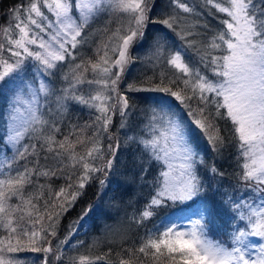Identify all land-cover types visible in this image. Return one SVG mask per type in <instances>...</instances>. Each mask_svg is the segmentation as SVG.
Masks as SVG:
<instances>
[{"label":"snow or ice","instance_id":"1","mask_svg":"<svg viewBox=\"0 0 264 264\" xmlns=\"http://www.w3.org/2000/svg\"><path fill=\"white\" fill-rule=\"evenodd\" d=\"M202 3L206 8L210 6V9L226 14L229 19L219 21L224 28L203 40L201 32L191 30L197 25H185L189 29L187 31L181 28L177 34L183 44L167 53L166 63L183 74L179 79L184 87L178 91L167 87L152 89L180 100L188 109L186 115L191 119L186 120L168 99L161 97L155 101L151 115L141 129L143 134L127 137L141 149V158L134 157L132 161L133 166H139L138 179L143 184L151 183L153 189L144 210L139 217L134 215L132 219L139 224L153 217L156 209L177 204L184 206L180 211L191 212L198 218L191 222L188 230H184L181 217H163L158 226L146 233L135 250L126 249L129 258H121L120 264H131L136 252L151 258L154 264L160 258H166L169 264L177 261L179 264H264V0H202ZM168 7L171 11L160 21L168 28L175 31L174 25L186 21L188 17L181 15L184 13L197 17L198 21L203 20L199 27L204 32L211 30L204 19L205 12L196 5L186 0H171ZM42 8L47 10V14ZM75 8L78 18L72 15L73 0H28L27 4L13 9L15 24L3 29L8 43L12 45L8 51L17 60L11 63L0 61V82L16 73L14 103L22 102L21 95L25 89L31 99L27 102L28 115L23 127L16 125L18 109L14 107L12 127L6 140L0 141V156L3 157L0 159V172L7 170L6 175L0 177V226L10 234L17 233L19 229L18 235L30 240L38 236L35 225L41 224L43 215L37 204L33 203V199H39V193L25 197L24 186L33 183V176H55L66 166L76 168L79 165L80 174L75 183L67 185L72 191L66 192L65 188H61L56 194L57 200L64 197L59 205L61 211L71 207L72 202L81 194L80 190L90 180L97 178L101 190L106 188L107 176L116 162L120 143L114 140L108 144L107 159L103 164H97V160H104L101 138L106 134L110 140L113 139L109 127L114 114L118 112L121 117L120 128L128 127L127 120L131 114L128 98L118 90V81L125 66L132 61L128 51L130 46L135 39L144 36L148 11L145 0H77ZM210 9L207 15L212 14ZM112 12L127 15L129 23L123 28V34L121 27L117 26L108 42L98 46L96 62L88 60L86 65L76 64L71 78L65 77L69 79V86L57 98V117H62L66 111L64 101L71 99L99 113L95 120L97 126L91 137L77 135L76 126H72L68 135L57 140L61 120L55 117L45 119L40 111L39 99L50 95L49 85L39 80L37 86L28 79L24 71V60L31 58L36 62L37 72L51 75L58 62L66 58L75 60V50L87 42L84 29L89 23L103 13ZM13 28L18 31L15 39L11 38ZM189 36L195 39L190 40ZM113 39L116 41L114 45ZM32 45L36 46V50L30 48ZM3 48L4 45L0 44V50ZM165 48L163 41H155L152 57L159 59L165 56ZM189 50L195 53L198 64L191 62L190 58L189 62L185 61ZM110 52L116 55L115 59H112ZM201 66L211 71L217 79H210L201 71ZM112 68L117 71L113 73ZM89 70L96 74L93 78L84 76ZM84 84L97 87L89 88L87 94H81L79 86ZM129 90L136 89L129 86ZM181 92H184L183 96ZM193 99L196 102L195 108L185 103ZM222 109L223 116L230 119L234 126L239 141L237 147L244 159L240 179L252 193L261 194L259 205L254 206L248 200H235L231 196L215 201L216 196L223 194L219 189H213L212 181L223 173L215 164L208 166L206 177L197 171V166L204 163L195 145L197 130L205 135L217 154L225 146V139L214 123L216 117H221ZM86 127L90 125L81 126L80 131L83 132ZM25 136L30 141L26 145L21 143ZM85 139L90 141L91 146L83 154L78 153L76 144H83ZM9 147L14 149L11 158L6 155ZM41 159L45 161L43 165ZM20 160L26 163L19 165ZM152 162H163L167 170L162 168L157 177L149 178L148 171ZM96 173H100L103 178L96 177ZM67 178L72 179L71 175ZM208 193H212V196ZM13 195L21 200L14 208L8 205ZM48 207L45 204V208ZM225 210L232 213L229 219V226L233 229L230 233L231 247L208 236V223L214 215ZM89 211L85 210L82 220ZM44 215L52 220L50 212L45 211ZM25 217L28 219L25 220ZM241 221L246 222L248 230L236 226ZM53 225L54 222L49 225V229L41 227V230L46 231L47 235H55ZM251 237L259 238L261 243H250ZM20 243L16 239V245ZM3 244L5 241L0 240V245ZM17 250L12 240L8 239L6 247H0V264H14V259L3 253ZM32 250L54 252L50 242L48 247H33ZM54 259H60L59 249L55 251ZM79 259L80 264L90 260L89 257Z\"/></svg>","mask_w":264,"mask_h":264},{"label":"trees","instance_id":"2","mask_svg":"<svg viewBox=\"0 0 264 264\" xmlns=\"http://www.w3.org/2000/svg\"><path fill=\"white\" fill-rule=\"evenodd\" d=\"M28 0H0V26L3 21L10 15L14 8L20 7L21 5L27 4ZM145 5L148 10L151 11L150 19L151 22L156 21L154 18L159 13H156L155 5L150 6V1L145 0ZM149 11V12H150ZM104 13L101 16L95 18V22H91L87 28L89 32L96 34V31L102 35L95 38L86 46L84 45L77 52L75 60L67 59L58 68L57 76L46 75V83L48 82L50 92V99L46 97V101L41 102L40 111L44 114L45 119L57 118L61 120L60 132L56 134L57 140L63 138L64 135H68L72 126H76L77 135H83L85 137H91L92 131L90 127L80 131L81 126L90 125L91 121L96 120V116L99 115L95 109H90L83 105L77 104L74 100H66L64 104L66 106V111L62 117L56 116V110L58 108L57 98L61 95L63 89L69 86V79L72 75V70L78 63L86 64L88 60L92 59L93 52H96L98 46L106 42L107 30L106 26L111 20L113 15L118 17L120 12ZM122 13V12H121ZM120 13V14H121ZM113 14V15H112ZM156 25L146 24L144 28V36L140 39L138 46L143 47L147 50V47L154 49L155 41L161 40L165 43V55L168 48H175L174 45L169 46V42H166V36L160 37V32H158ZM97 33V34H98ZM160 38V39H159ZM192 38H195L192 36ZM207 38V37H206ZM96 48V49H95ZM136 51V50H135ZM145 51V52H146ZM191 51V50H190ZM194 56L195 53L192 52ZM196 57V56H195ZM165 56L159 59L149 58L144 61L133 58L132 63L127 68L126 72L122 74L119 82L120 85H128L129 82L135 83V86L140 88H171L173 91H178L184 86L179 79L183 75L179 73L176 69H173L170 65L165 62ZM194 62V61H192ZM145 66V67H144ZM135 68L134 70H132ZM201 71H205L210 75L211 78H215L214 75L208 69L202 67ZM90 70L88 71V73ZM90 75V74H89ZM68 77L69 79H65ZM87 78V77H86ZM89 78V77H88ZM172 81H175L173 83ZM88 84L79 86L81 94H87L89 89ZM122 89V88H121ZM126 90V88H124ZM130 90H128L129 92ZM108 93V92H107ZM124 94V93H123ZM184 95V92H181ZM165 98H168L172 105L180 110L184 109V105L180 100L175 99V97L169 96L167 93H163ZM129 105H132L131 97L127 96ZM1 102V99H0ZM44 102V103H43ZM150 102V101H149ZM147 103V102H146ZM185 103L192 104L193 108L196 107V102L185 101ZM211 110V109H209ZM8 111L3 115V119L7 118ZM224 110H221V117H216L214 120L215 125L219 128V134L225 139V146L221 149V153L217 154L212 145L209 143L205 135L199 130L196 131L195 135V145L197 151L203 157L204 163L197 166V171L202 177H206L208 166L215 164L216 168L223 173L222 176H216L212 181L213 189H219V192L223 195L216 196L215 201H222L224 196H231L235 200H251L256 198V196L261 195L260 193H252L250 188L245 187V182L240 179L243 168L242 164L244 162L243 157L240 155L238 150L239 141L236 138L234 132V126L230 119L223 116ZM143 114H134L132 112V128L142 129L141 121L144 118ZM115 124L121 123V117L117 112L115 115ZM185 118L187 120L191 119L184 112ZM149 118V114L147 119ZM134 125V127H133ZM114 127V126H113ZM112 127V128H113ZM134 129V130H135ZM113 139H109L107 135H103L101 138V144L103 145L104 160H97V164H103L108 157L107 145L113 143L114 140H118L120 143V148L116 152V162L113 164L111 172L107 176L108 184L107 187L101 190L99 184V179L94 178L90 180L84 187L80 190L81 194L72 202L71 207H67L66 211H61L59 205L63 201L64 197L61 196L59 200L56 199V194L61 188H65L66 192H71L72 189H68L67 185L69 183H75L76 177L80 174L79 165L76 168L66 166L61 172H57L55 176H33V183L24 186L23 193L24 196L28 195L35 196L39 193V199H33V203L37 204L40 214L43 215L41 224L35 225L38 231V241L34 239L30 240L28 237L18 235L17 233L10 234L3 226H0V240H4L5 244L0 245V247H6L8 239L12 240V244L18 248L17 251L8 253L4 252L3 255L11 257L14 259V264H80V257H89L90 260L85 262V264H120L121 258L128 259V252L126 249L132 248L135 250L141 243L142 238L145 237L146 233L150 229H154V226L159 225L161 215L166 212V207L158 208L155 210V215L150 219L144 220L142 223H136L132 217L135 215L139 217V214L144 210L150 196H141V190H144L149 185L151 189V183L147 186H142V182L138 179L139 166H133V158H141V149L130 148L132 143L127 139L128 136H132V133H120L117 132ZM124 134V136L122 135ZM137 134V133H136ZM127 136V137H126ZM74 140L75 137L73 136ZM2 136L0 135V141ZM30 141L27 136L21 141L22 144H28ZM91 146L90 141L85 139L83 144H76V151L83 154L88 147ZM43 156V154H41ZM31 161V157L28 158ZM26 162L24 160L19 161V165H24ZM41 165L45 163L43 159L40 161ZM155 162L152 165L155 166ZM18 165H14L17 167ZM31 167V164H29ZM151 166L149 167V169ZM161 170V169H160ZM6 173L1 174L0 177H4ZM71 175L72 179L69 180L67 177ZM98 178H103L100 173L95 174ZM151 178V174L150 177ZM250 183V182H249ZM40 186H43L42 188ZM149 193H152V189ZM210 197L212 193H208ZM21 200L19 197L13 195L11 199L8 200V205L10 207H16L20 204ZM45 204L49 205L46 209ZM55 205V207H51ZM90 209L87 216L81 219L82 214L85 210ZM45 211L50 212L52 220L50 221L47 215H44ZM227 210L219 215H214L212 220L214 224L210 225L209 233L211 239L215 241H220L226 246L231 247L230 239L228 238V232L230 231L229 220L230 217L227 216ZM230 216L232 213H229ZM18 215V214H17ZM28 218L25 217V220ZM87 221L88 230L82 235V240L78 241L75 236V230L77 225H83ZM54 222L55 235H47L46 231L49 229V225ZM237 227L244 228L248 230L246 222H239ZM227 229V230H226ZM45 236L47 237L45 239ZM16 239L21 241L20 245H16ZM66 241V242H65ZM54 249L53 253H45L43 250L33 251L32 248H44L49 246ZM60 250V259H54L55 251ZM100 257V259H96ZM136 257H139L138 259ZM131 264H154L151 258L144 257L143 254L136 252L135 256L131 260ZM156 264H169L166 258H160ZM179 264V262H175Z\"/></svg>","mask_w":264,"mask_h":264},{"label":"rangeland","instance_id":"3","mask_svg":"<svg viewBox=\"0 0 264 264\" xmlns=\"http://www.w3.org/2000/svg\"><path fill=\"white\" fill-rule=\"evenodd\" d=\"M149 1H150V6L151 7H153V5H155L156 8L158 7L156 9V13H159V16L156 15L154 17L156 19V21L151 22V19H150L151 11L148 10L147 11V22H146V24L150 23V24L156 25L157 30H159L158 32H160V37L163 36L162 38L164 39V36H166V40H167L166 42H169V46L174 45V47H175V48H168L166 50L165 57L167 56L168 52L178 49L183 44V41L181 40L180 35H178L177 33L181 31V28H184L185 31L189 30V29H187L185 27V25H187V24H195V25H197L196 28L191 29V30L192 31L201 32V39L203 40V39H206V37L210 38L212 36L213 32L222 30L224 28V25L221 24L219 21L224 20V19H229L226 16V14L219 13L215 9H210V6H208L206 8L203 5L202 0H186V2L196 5L197 8H199V9H201V10H203L205 12L206 15H205L204 19H206V21H207V23L209 25V28L211 30L207 31V32H204L199 27V24L202 23L203 20L198 21L197 17H195V16H189V14L181 13V15L188 17V19L186 21L182 22L180 25H174L173 26V28L175 29V31H174L173 29H170L166 25L160 23V21H162L163 19L166 18V14L171 11V9L168 7L169 4L171 3V0H149ZM76 2H77V0H73L72 15L74 17L78 18V13H77L76 8H75V3ZM209 9L211 10V13H212L211 15H207V12L209 11ZM42 10L45 11L46 14H47V10L46 9L42 8ZM177 11H179V10H177ZM120 13H119L118 17H114L115 15L112 14L113 17L111 18V20L108 22V24L106 26V30H107V34L106 35L108 37V39H106V42H108L109 37L112 36V33H113V31L115 30V28L117 26L121 27V29H122L121 34H123V28L126 27L128 25V23H129V19H128L127 15L125 13H123V12L121 14ZM50 18H51V16H50ZM95 20L96 19H93L91 22H95ZM15 22L16 21L13 19L12 12H11L10 15L3 21L2 25L0 26V44L4 45V48L2 50H0V61L7 60L9 63H11V62H14L15 60H17V57L12 56L11 52L8 51L9 48H12V45H10L8 43L7 37H6L5 33L3 32L4 28L15 24ZM88 27H89V25L87 26V28ZM87 28L84 29L85 33L87 34V42L84 43V44L79 45L77 47V49L75 50V52H74L75 54L77 52L79 53L80 52L79 50L84 45L86 46L91 41H93L95 38H97L100 35H102V33L99 34L97 31H96V34H94L92 32H89ZM17 35H18V31L15 28H13L12 32H11V38L15 39L17 37ZM45 39H47V36H45ZM140 39L141 38L135 39L133 41L132 45L130 46L129 50H128L130 56L132 57V60H133V58H135V56L137 57V59L140 58V60H142V61H144L145 59L152 58V55L146 54V53H148L146 51V49H144L143 47L138 46V43H140ZM188 39L191 40V39H195V38H192V36H189ZM106 42L104 41V43H106ZM115 43H116V41L113 39L112 44L114 45ZM103 44H101V46ZM30 48H32L33 50H36V46L35 45L30 46ZM149 49H151V48L147 47V50L151 54L155 51V49H153V50H149ZM13 50L15 51V50H18V49H13ZM91 50L93 52V56H92L91 60H92V62H96L97 59H98V57L96 56V52L94 54L93 48ZM109 54L112 57V59L116 58L115 54H113L111 52ZM195 56L196 55L193 56L192 55V51L189 50L188 55L185 56V61L189 62V58H190L191 62L194 61V62H196L198 64L197 57H195ZM153 60H154V57H153ZM63 62H65V61L57 63V66H56L55 69L52 70V74L51 75H53L54 77L57 76V71L56 70H58V69L63 67L62 66V67L58 68ZM165 62H166V58H165ZM131 63H132V61H131ZM131 63H129V64H127L125 66L124 72H126L127 68L130 66ZM134 69L135 68H133L132 70H134ZM201 69H202V66H201ZM24 71L27 74L28 79L32 80L33 83H36L37 86H38V81L39 80H44L45 82L47 81L46 80V75H42L41 73L37 72L36 62H34L31 58H27V59L24 60ZM116 71H117L116 68H112V72L113 73H115ZM202 72H204L210 79H213L205 71H202ZM34 73H35V75H33ZM210 74H212V73H210ZM94 75H96V74L92 73L91 70H90L89 73L88 72L84 73V76L87 77V78L88 77L89 78H93ZM15 76H16V73H12L10 76L6 77L4 79V81L0 82V99H1V102H0V135L2 136V140L1 141L6 140L7 133L9 131V129L12 127L13 121L11 119V115L13 114L14 107L18 109V112L16 113V121H15L16 125L18 127H23L24 121H25V119L27 118V115H28L27 102L31 99V97L28 94L26 89L24 90V92L21 95L22 102L19 103V104H15L14 103V88H15V84L17 83V81L15 79ZM120 77H122V75ZM214 79H217V77H215ZM120 83H121V81L120 82L118 81V90H119V92L122 93V94L124 93L123 95H125V96L127 95V96L131 97V99H132L133 103H132V105L131 104L129 105V112L131 114L128 117V120H127L128 127H126V128H120V124H115V121L113 122V120L115 119V116H112V123H111V125L109 127V131L111 133H113V136H116V134H118L117 132H120V133H132V136L136 135V133L137 134L138 133L139 134H143L141 132L140 128L136 130L134 125H133L134 128L131 127L132 126V112L134 114H137V115L138 114L140 115V114L144 113L143 114L144 118L141 121V127L143 128L145 123L148 120L147 119L148 114H149V116L151 115V110L154 107L155 101L157 99L161 98V97H164L163 96L164 92L153 91L152 89H155L156 87L149 88L150 87L149 86V87L140 88L138 86H135V83H133L131 81L129 82L128 85L125 84L124 86L120 85ZM129 86H132L136 90L135 91H131L130 90L128 92ZM88 87L89 88H96L97 86L96 85H89ZM124 88H126V90ZM106 94H111V93L110 92H108V93L106 92ZM47 98L50 99V96H48ZM45 99H46V97H43V96L40 97V99H39L40 107H41L42 100L46 101ZM166 99H168V98H166ZM183 108L184 109H182V111H183L182 113H180L179 109H176V108L175 109L177 110V112H179L180 114L184 115V112L187 113L188 109L185 108V107H183ZM6 110L8 111L7 118L5 116L4 117L5 119H3V115L6 113ZM184 118H185V116H184ZM185 119L187 120V118H185ZM96 126L97 125H96L95 121H91V124H90V130L92 131L91 133H93V130L96 128ZM122 135L124 136V134H122ZM129 147L130 148L133 147L134 149H136V151L138 149V146L133 144V143H131ZM13 154H14V149L9 147V150L6 153V155L9 158H11L13 156ZM2 158L3 157L0 156V159H2ZM155 163H156L155 166H153L152 163H151V168L148 171V177H150V174H151V178L157 177L159 172L161 171L160 169H162V168L164 170H167L166 167H164L163 162H155ZM6 172H7V170H5L4 172H0V175L4 174ZM147 185L148 184H142L141 187H143V186L145 187ZM151 189H152V187H151ZM151 189L149 188V185H148L147 188H145L144 190L140 191L141 192V196L142 197L143 196H150L151 193H149V192L151 191ZM152 191H153V189H152ZM249 201H251V200H249ZM260 201H261V195H258V196H256L255 199H253L252 202H253V204L255 206V205H259ZM182 207H184V206L183 205H179V204H177L175 206L169 205L168 207H166V212H164L161 215L162 217L160 219H162L163 217H168L170 215H172L173 218L181 217L182 219H181L180 222L184 225V230H188L190 228L191 222L193 220L197 219L198 217L193 216L191 214V212H182V211H180V209ZM227 216L230 217V214L227 213ZM160 222H161V220L159 221V224H160ZM86 224L87 223H84L83 225L78 226L76 228V230H75L74 234H75V236H76L78 241L82 240V235L85 234L87 232V230H88V226ZM211 224L212 225L214 224L212 219H211V222L208 223V236L209 237H210L209 228H210ZM232 230L233 229L230 227V231L227 233L229 239H230V233L232 232ZM38 238H39L38 236L36 238H34V241H38ZM249 242L257 244V245H259V243H261L259 238H255V237L249 238ZM253 256H255V253H253Z\"/></svg>","mask_w":264,"mask_h":264}]
</instances>
